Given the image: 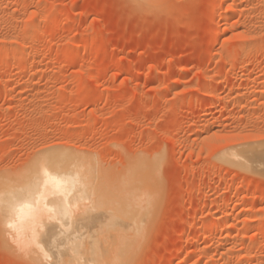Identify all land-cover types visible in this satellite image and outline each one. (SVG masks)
<instances>
[{
  "label": "rangeland",
  "instance_id": "rangeland-1",
  "mask_svg": "<svg viewBox=\"0 0 264 264\" xmlns=\"http://www.w3.org/2000/svg\"><path fill=\"white\" fill-rule=\"evenodd\" d=\"M139 1L0 0V198L80 178L63 219L0 207V264L60 229L106 264H264V168L226 158L264 146V0Z\"/></svg>",
  "mask_w": 264,
  "mask_h": 264
},
{
  "label": "bare ground",
  "instance_id": "bare-ground-1",
  "mask_svg": "<svg viewBox=\"0 0 264 264\" xmlns=\"http://www.w3.org/2000/svg\"><path fill=\"white\" fill-rule=\"evenodd\" d=\"M140 1H142V0H140ZM139 1V2H140ZM143 2V1H142ZM255 146V145H254ZM259 146V145H258ZM236 147H238V146H236ZM248 147V146H247ZM250 147V146H249ZM254 148V149H253ZM251 147L250 149H248V150H242V151H246V152H244V154L242 153V152H239V151H237V152H235L234 150V152H229L228 151V153H226V158H228V159H231V160H233V161H236V162H238V163H240V164H245V166H246V164L249 166H253L252 168H254V167H262V168H264V146H262V148L261 147H259V148H255V147ZM241 151V150H240ZM46 162V161H45ZM44 162V163H45ZM232 162V161H231ZM41 164V166L44 168V169H47L48 170V172L50 173V176H52V177H55V179L56 180H59L60 181V183L59 184H57V183H55V181L54 180H49V183H48V185H47V187H44L43 186V184L41 183V187L39 186V188H37L36 187V177H33V178H31L29 181H27V182H25L24 183V185L22 186V188L21 187H19V189H14V188H11V189H9L8 190V192H7V194H4V198H0V207H5V208H9L10 209V214L9 215H11L10 217L12 218V217H15V218H21V219H23L24 221L23 222H26V221H30L31 219H30V216H31V214L28 212L29 211V208H28V211L26 210V204L25 203H31V204H33L32 202H34L35 203V201H36V197L38 196V193L40 192H42L43 190H49V191H51V194H52V197H50L49 198V203L51 204V205H53L54 207H57V209L60 211L59 213H58V215L63 219V217L64 216H67L68 217V215H70V212H68V204H67V202H66V200L65 201H62V197H65V196H67L70 192H72V191H74V188H76V185H77V180H80V178H79V176L76 174V172H75V174L73 173V174H69V173H71V171L69 172V173H66L65 172V170H64V172L63 171H60V172H57V171H59V169H57V171H55L54 169H51V168H48L49 166V164L48 163H42V162H38L37 164L38 165H40ZM237 163V164H238ZM48 164V165H47ZM60 166V165H59ZM58 166V167H59ZM72 166V165H71ZM75 166V165H74ZM61 167H63V166H61ZM84 167V166H83ZM245 168V167H244ZM79 169V168H78ZM248 169V168H247ZM250 169V168H249ZM255 169V168H254ZM28 170V169H27ZM68 170V169H67ZM70 170V169H69ZM73 170V169H72ZM76 171H77V169H76ZM79 173V172H78ZM25 174V173H24ZM36 175V174H35ZM24 176V175H23ZM24 177H26V176H24ZM82 177V176H81ZM17 179V181H18V178H16ZM15 179V180H16ZM21 179V178H20ZM24 179H26V178H24ZM43 179V178H42ZM77 179V180H76ZM82 179V178H81ZM10 181H12V180H10ZM79 182V181H78ZM79 184V183H78ZM81 184V183H80ZM27 185H30V187H27ZM10 186V185H9ZM11 187V186H10ZM17 188H18V186H17ZM6 192V191H5ZM4 192V193H5ZM21 196V197H23V198H21V197H19V195ZM42 194V193H41ZM0 195H1V193H0ZM2 196V195H1ZM0 196V197H1ZM42 196H44V195H42ZM3 197V196H2ZM68 224V223H67ZM66 229H60V230H57L56 232H57V234H58V236L59 235H61V233L63 232V231H65ZM68 230L69 229H67V231H65L64 233L66 234V232H68ZM73 231V230H72ZM72 231H71V233H72ZM77 231V230H76ZM75 231V232H76ZM28 232V231H27ZM74 232V231H73ZM78 232L80 233V231L78 230ZM86 232V231H85ZM92 232V234L93 235H95V233H94V231H91ZM69 233H67V235H68ZM89 234V233H88ZM47 236V238H46V241H44V243L46 242V246H44L43 245V243H41L42 241L40 240V238H39V235H37V234H34V233H30V234H27V237H25V239H24V241H26V244H24L23 246H24V249H26L27 248V250H29V253L28 254H30V255H32L34 258H36V260L37 259H39V260H42V259H44L45 258V260H46V258H47V263L48 264H51L52 262H50L51 260H52V258L51 257H53L54 258V262H53V264H68L67 263V261H68V259H65V257L63 258V256H67L66 255V253L68 254H70V252H69V250H71V253H72V251H73V253L71 254V256H70V258L72 259V261H69V264H71V262L72 263H76V264H106L105 262H106V260H104L105 259V257L107 258V259H109V257H110V259L108 260V261H110V263H111V261L112 262H115V261H119V256H121L120 254H119V252H118V249L116 250V253L115 254H113V255H111L110 254V252H109V256H108V253H107V255H104L105 254V252H104V254H103V251H102V254H101V251H97V253H96V251H95V247L96 246H99V248L101 247L100 245H98V241H97V244L95 245V246H93L94 244H95V242H94V244L92 245V247L91 246H89V244H90V242H89V244H88V246H89V248H90V251H89V249H88V247L86 246V242H84L85 244L83 245L84 246V248H82L80 245H82V244H79V243H81L80 242V240L79 239H77V237H72L71 236V234H70V236H68L67 238H69L68 240H67V238L65 237L66 235H63L65 238H66V241H64L65 239H63V245H61V243L60 242H57V238H58V236L57 237H54L55 235H46L45 233L43 234H41L40 236ZM78 235V237H79V234H77ZM83 235V234H82ZM86 235V238H85V240L84 241H86V239H88L87 237H89V236H87V234L85 233L84 234V236ZM90 235H91V233H90ZM62 236V235H61ZM60 236V237H61ZM63 236L61 237V240H62V238H63ZM60 237L58 238V240L59 241H61L60 240ZM82 237V236H81ZM80 237V238H81ZM39 238V239H38ZM45 237H42L41 239H43V240H45L44 239ZM75 238H76V241H74L75 240ZM83 238V239H84ZM93 238V237H92ZM91 238V239H92ZM120 239V238H119ZM29 240V242L30 243H28L27 241ZM77 240H78V242H77ZM94 240H95V236H94ZM41 241V242H40ZM49 241V242H48ZM71 241H73L74 242V244L76 243V246L75 245H72L73 244V242H72V244H71ZM91 241H93V240H91ZM48 242V243H47ZM69 242V243H68ZM70 244V245H67V246H65L66 244ZM77 243L79 244V245H77ZM117 243H119V240L117 239ZM116 243V244H117ZM115 244V245H116ZM37 245H40V247H37ZM112 245V244H111ZM113 246H114V244H113ZM26 247V248H25ZM82 248L81 250H79V248ZM86 247V248H85ZM109 247H110V244H109ZM115 248H116V246H114ZM23 248V247H22ZM61 248L63 249V251H65V253L61 250ZM41 249H43V250H41ZM78 249V250H77ZM102 249V248H101ZM100 249V250H101ZM104 249V248H103ZM105 249H106V247H105ZM108 249V248H107ZM96 250H99V249H97V247H96ZM112 250V249H111ZM110 250V251H111ZM26 251V250H25ZM24 251V252H25ZM68 251V252H67ZM121 251L123 252V250H122V248H121V250H120V253H121ZM28 252V251H27ZM64 254H63V253ZM107 252V251H106ZM111 252H113V250L111 251ZM26 253V252H25ZM100 253V254H99ZM96 254H99L100 256H98V257H100L101 258V256L102 255H104L103 256V260L102 259H95V258H93V256L94 255H96ZM111 255V256H110ZM31 257V256H30ZM81 257H83V258H85L83 261L81 260L80 262L78 261H75V260H78L79 258L80 259H82ZM49 258V259H48ZM51 258V259H50ZM79 259V260H80ZM67 260V261H66ZM73 260H74V262H73ZM108 261H107V263H108ZM43 262H44V260H43ZM50 262V263H49ZM83 262V263H82ZM104 262V263H103ZM39 263H40V261H39ZM109 263V264H110ZM42 264V263H41ZM44 264H46L45 262H44Z\"/></svg>",
  "mask_w": 264,
  "mask_h": 264
},
{
  "label": "snow or ice",
  "instance_id": "snow-or-ice-1",
  "mask_svg": "<svg viewBox=\"0 0 264 264\" xmlns=\"http://www.w3.org/2000/svg\"><path fill=\"white\" fill-rule=\"evenodd\" d=\"M264 139V137H262ZM36 187L39 188L41 183L43 184L44 187H47L49 180H54L55 183L59 184L60 181L56 180L55 177L50 176V173L48 172L47 169H44L42 166H37L36 169ZM43 178V179H42ZM8 227L11 228L12 225L8 224ZM37 247H40V245H37ZM43 250V249H41Z\"/></svg>",
  "mask_w": 264,
  "mask_h": 264
}]
</instances>
